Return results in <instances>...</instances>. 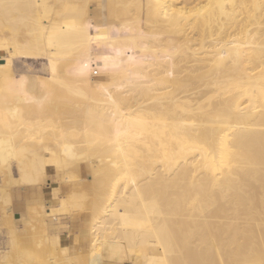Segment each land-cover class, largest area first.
<instances>
[{
    "label": "bare ground",
    "instance_id": "obj_1",
    "mask_svg": "<svg viewBox=\"0 0 264 264\" xmlns=\"http://www.w3.org/2000/svg\"><path fill=\"white\" fill-rule=\"evenodd\" d=\"M1 60L0 264H264V0H0ZM87 209L63 245L47 213Z\"/></svg>",
    "mask_w": 264,
    "mask_h": 264
},
{
    "label": "rangeland",
    "instance_id": "obj_2",
    "mask_svg": "<svg viewBox=\"0 0 264 264\" xmlns=\"http://www.w3.org/2000/svg\"><path fill=\"white\" fill-rule=\"evenodd\" d=\"M90 8H94L93 3H90ZM90 10L92 11V9H90ZM153 31H155V29L151 28V30L149 32H147V40H145L146 44L147 43H148V45L153 44L154 46L152 45V47L157 48V46L161 45L160 47H162L164 45L163 47L167 48L168 45H170V44L171 45H179L180 42L183 40V38L180 34H170L168 32H165V33H162L160 35H154ZM207 40H209V39H207ZM189 44H192V42H189ZM174 48H173V51L175 50ZM164 56H166V54H164ZM13 57H12L13 61L11 62V66L13 65L12 68H15L13 70L17 74H21L22 76H31V75L44 76L47 72L46 71L47 70L46 63H45V60L43 58H39V57L38 58H21L18 56H13ZM167 59H169V57ZM0 62H4V61L1 60ZM145 64L147 65V63H145ZM95 65H96V62L93 61L92 66L96 68ZM151 68H154V67H150V69ZM95 70H96V72L94 71L92 73L93 77H97V76H100L102 74L101 71H99L100 73H98L97 68ZM98 70H100V69L98 68ZM95 73H97V74H95ZM78 167H79L78 168V170H79L78 176H79L81 182L80 181H76V182L80 183L82 188H85L91 192V186L93 185L94 181L91 179L92 173H91L90 164L88 162H85V161H80L78 163ZM56 172L57 171H56L55 167H53V166H50L47 168L46 177L47 176L48 177H47L46 182L43 185L44 188L42 189L47 198L50 197L53 187L59 188V190H60L59 195L60 196L61 195L67 196L71 191V186L69 185V183L68 182L65 183V180L62 177H60L62 175L59 173V171L57 173L58 176L57 175L55 176ZM11 175H12L13 179H16L19 175L15 162H12V164H11ZM2 178H3V172L0 171V183L3 180ZM60 178H62L63 181H62V179L60 180ZM13 188H14V190L12 192V204L16 210V211L14 210L15 211L14 218L18 219V218H20V211L24 210V207H23L24 206V203H23L24 197H26V195H31V190L26 185H20V184H15ZM47 204H49V199L47 200ZM89 214H90L89 209L78 210V211L76 210V211H72V212L57 213L54 215H53V213L48 212L47 213V222H48V226L50 229L58 231V234L61 237V242L63 245H68L71 248H74L75 246L76 247L80 246L81 250L86 251L89 248L88 241L86 239H83V238L79 239V241H76V237L79 235L80 230L87 225ZM1 228H3V229H1ZM1 228H0L1 229L0 230V250H3L6 248L7 236L5 233V226L2 225ZM103 264H111V263L104 262ZM125 264H135V262L133 260H128L125 262Z\"/></svg>",
    "mask_w": 264,
    "mask_h": 264
}]
</instances>
